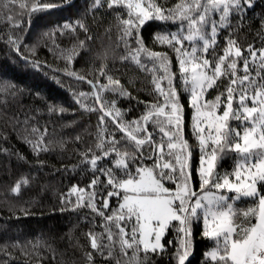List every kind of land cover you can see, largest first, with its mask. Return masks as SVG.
I'll return each instance as SVG.
<instances>
[{"label":"snow or ice","instance_id":"6c2138e0","mask_svg":"<svg viewBox=\"0 0 264 264\" xmlns=\"http://www.w3.org/2000/svg\"><path fill=\"white\" fill-rule=\"evenodd\" d=\"M11 3L20 11L8 14L11 27L6 39L0 35L13 61L0 62L5 78L0 91L5 94L15 87L7 83L14 64L23 62L36 70L46 64L35 58V44L24 43L34 19L71 7L72 0ZM105 4L118 21V40L125 49L120 60L134 62L151 76V99L134 96L105 63L91 76L73 66L92 38L84 16L89 11L95 15ZM256 7V0H92L83 16L51 30L53 36L57 29L61 35L86 34L70 48H60L55 39L49 48L59 49L57 59L65 61L56 71L76 78L82 89H72L74 101L97 115L95 139L76 149L79 163L69 165L86 180L74 182L60 195L74 210H89L81 216L90 225L86 236L91 250L81 245L86 264H96V254L105 258L102 264H155L153 257H166L167 264H191L196 231L212 242L201 264H264V41L257 47L253 40L245 48L235 35L251 21L247 14ZM256 19L258 35H264V6ZM145 29H154L152 46ZM156 45L167 50H156ZM53 78L63 83L61 77ZM122 100L128 107L121 106ZM68 110L63 103L47 109L61 117ZM189 127L194 142L187 135ZM46 133L45 123L43 130L33 125L32 139L22 137L36 154L38 170L45 163L39 154L50 143ZM75 139L82 141L79 134ZM229 156L232 167L223 168ZM20 157L26 159L22 153ZM20 184L11 191L18 193ZM244 199L248 207L238 221L235 202ZM21 211L28 214L25 208ZM198 221L202 226L194 230ZM19 243L12 241L14 247ZM0 253L11 254L7 241Z\"/></svg>","mask_w":264,"mask_h":264},{"label":"trees","instance_id":"16d2710c","mask_svg":"<svg viewBox=\"0 0 264 264\" xmlns=\"http://www.w3.org/2000/svg\"><path fill=\"white\" fill-rule=\"evenodd\" d=\"M91 2L92 0H72L71 7L35 18L24 43L28 46L36 45L35 58L46 61L44 69L36 70L30 64L16 63L7 80L9 84L14 83L15 87L7 94L0 91V248L7 241L11 253L10 255L0 253V264H37V260L40 264H86L81 245L91 250L86 236L90 225L81 219L89 210H74L61 202L60 195L67 194L68 188L74 182L86 180L79 169H73L69 165L79 163V153L76 149L95 139L97 115L84 111L74 101L72 89L76 91L82 89L76 78H69L56 71L65 65L62 57L57 59L59 49L55 52L49 51V48L53 47V39L60 48H70L74 43L78 44L79 40H85L86 34L82 30L78 34L61 35L57 29L54 36L51 30L66 19L75 20L77 16H83ZM168 2L171 4L175 0ZM5 4L9 6L4 7ZM256 5L257 7L247 14L252 18L251 21L246 22L242 30L235 33L238 42L245 48L253 40L257 47L262 46L261 42L264 41V35H258L261 29L260 22L256 19L261 7L264 6V0H256ZM18 11H20L18 6L12 4L11 0H0V35L5 39L11 27L7 16ZM84 19L92 38L85 41L87 47L79 50L74 68L82 74L91 76L93 69L105 63L119 75L121 82L134 96L139 95L142 100L151 99L148 91L152 87L151 76L145 74L134 62L125 63L120 60V56L125 54V49L123 43L118 40L120 33L115 13L108 10L105 4V7L95 15L87 12ZM24 20L27 22L26 14ZM12 31L17 35L22 34V30L13 28ZM153 33L154 29L144 30L149 46H152ZM226 34L227 30H222L221 41ZM155 49L167 50L161 49L159 45H156ZM105 50L108 51L106 58ZM24 51L26 56L32 55L29 48H25ZM6 53L7 46L0 40V62L13 64ZM170 55L174 59V53ZM54 76L61 77L63 83L58 84ZM4 83L5 78L0 76V85ZM83 87L88 86L85 83ZM38 90L41 93L39 95ZM53 103L57 105L63 103L69 110L62 117L59 113L50 115L47 109ZM132 103H135V100ZM183 103L187 108L186 94ZM121 106L128 107L127 101L122 100ZM38 108L41 111L38 112ZM73 108L76 109L75 112L71 111ZM188 117L190 121V110ZM70 121L72 123H69ZM45 123L46 139L50 143L47 150L39 154L40 160L45 163L43 168L38 170L35 164L36 154L22 137L27 135L32 139L33 125L43 130ZM186 132L189 139L194 142L191 128H187ZM78 134L82 141L75 139ZM195 151L198 157V148ZM21 153L26 159H21ZM232 164L233 158L230 156L225 157L222 162L223 168H231ZM24 180L28 182L23 183ZM17 181H21L20 190L13 193L11 188ZM248 203L246 199L235 202L238 221L243 219V210L248 207ZM21 208L27 209L28 214L25 215ZM198 226H202L199 221L194 225V230ZM100 230L99 227L96 228V231ZM17 240L20 243L14 247L12 241ZM34 245H37L41 255H37ZM211 246L212 242L202 239L199 231H196L195 249L190 257L191 264H201L205 248ZM116 254L120 255L118 248ZM120 258L125 259L123 256ZM94 259L96 264H102L105 258L96 254ZM153 260L155 264H167L166 257H153Z\"/></svg>","mask_w":264,"mask_h":264},{"label":"rangeland","instance_id":"374dc122","mask_svg":"<svg viewBox=\"0 0 264 264\" xmlns=\"http://www.w3.org/2000/svg\"><path fill=\"white\" fill-rule=\"evenodd\" d=\"M201 225H202V222H201Z\"/></svg>","mask_w":264,"mask_h":264}]
</instances>
